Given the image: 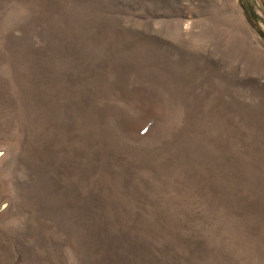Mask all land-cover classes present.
I'll return each instance as SVG.
<instances>
[{"label":"rangeland","instance_id":"374dc122","mask_svg":"<svg viewBox=\"0 0 264 264\" xmlns=\"http://www.w3.org/2000/svg\"><path fill=\"white\" fill-rule=\"evenodd\" d=\"M0 264H264V0H0Z\"/></svg>","mask_w":264,"mask_h":264},{"label":"trees","instance_id":"16d2710c","mask_svg":"<svg viewBox=\"0 0 264 264\" xmlns=\"http://www.w3.org/2000/svg\"><path fill=\"white\" fill-rule=\"evenodd\" d=\"M249 15H250V13H249ZM251 19V18H250ZM252 20V19H251Z\"/></svg>","mask_w":264,"mask_h":264}]
</instances>
